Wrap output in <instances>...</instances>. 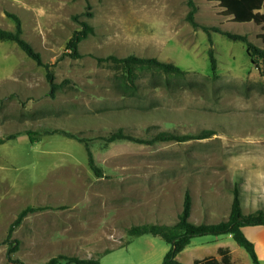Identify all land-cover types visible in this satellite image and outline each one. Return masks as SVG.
<instances>
[{
	"label": "rangeland",
	"instance_id": "obj_1",
	"mask_svg": "<svg viewBox=\"0 0 264 264\" xmlns=\"http://www.w3.org/2000/svg\"><path fill=\"white\" fill-rule=\"evenodd\" d=\"M193 1L194 18L209 33L186 19V0H0V28L13 30L4 12L15 13L21 36L42 60L37 64L14 41L0 40V264H18L5 256L11 242L17 249L10 256L24 264H46L57 254L101 264H161L170 244L149 233L129 235L127 228L172 223L185 189L189 218L197 223L227 219L233 186L243 213L264 210V73L243 41L212 26L262 47L264 28L233 21L217 1ZM79 20L93 33L73 58L66 43ZM131 53L172 62L185 73L143 68L136 71V88L125 91L121 68L98 57ZM47 71L57 84L53 91ZM117 128L140 137L162 129L214 133L153 144L99 138ZM56 129L89 138L100 176L84 143ZM26 206L41 208L7 236ZM248 233L264 264V229ZM218 246L228 248L232 264H254L229 234L196 235L177 258L185 264L220 258Z\"/></svg>",
	"mask_w": 264,
	"mask_h": 264
},
{
	"label": "trees",
	"instance_id": "obj_2",
	"mask_svg": "<svg viewBox=\"0 0 264 264\" xmlns=\"http://www.w3.org/2000/svg\"><path fill=\"white\" fill-rule=\"evenodd\" d=\"M217 1L219 6L222 7L224 14L229 15L233 21L247 22L254 21L260 24L264 28V0H211ZM189 7L186 13V19L193 26H200L205 32L209 33V29L204 24H199L194 14L197 10V6L193 0H186ZM6 16L10 17L14 21V29L6 30L0 28L1 40L14 41L23 52L33 59L37 64H42L41 55L36 51L32 45L21 36L22 28L20 18L13 12L5 11ZM212 29L226 35L230 39H239L245 43L246 52L254 64H257L261 73H264L260 63L264 64V47L259 46L250 41L245 35L237 34L228 30H221L216 26H212ZM93 33V27L87 20H79V27L76 28L66 43L67 52L65 54L70 57L76 58L81 55L78 45L81 40L86 38L89 34ZM262 41L264 42V32L260 34ZM211 41V39H210ZM208 57L211 70L216 68V59L212 47L208 49ZM99 60H105L111 62L121 68V78L123 89L125 91L132 92L136 88L134 79L137 77L138 70L143 68L154 69L158 72L166 74H174L178 76L184 75L178 65L172 62L161 61L155 57H144L135 54H127L125 56L118 57L114 54H108L106 56L98 57ZM46 77L50 83L51 91L56 87L52 73L46 72ZM66 136L73 137L78 141L84 143L87 153V161L93 172L100 176L102 170L98 166L93 157V153L90 149L89 138L84 136H78L72 132L56 129ZM30 140L34 138L33 133L28 130ZM214 132L212 129H202L196 133H176L170 130L162 129L158 130L149 136L140 137L130 132L124 131L122 128L109 131L107 134L99 136L104 142L109 143L116 140H129L137 143L153 144L161 141H185L188 139H200L209 137ZM40 206H26L21 209L16 217L11 221L8 226L7 236H10L14 226L18 225L23 217L31 211L40 209ZM191 211V195L188 189H185L182 199V207L178 212L176 219L172 223L164 222H141L138 224H132L127 228L129 235H140L149 233L152 235H158L162 237L167 243L170 244L168 250L165 252L161 264H185L177 258V254L187 246L191 238L196 235L203 234H229L232 239L250 256L254 264H261L257 255L255 244L250 240L242 231V227L245 225H259L264 224V210L255 209L249 213H243L240 193L237 186L232 188V200L230 204L229 213L227 219L214 223L207 222H194L190 216ZM17 249V245L14 242L9 243L6 250V259L8 261H15L18 264H24L18 259H14L10 256V253ZM217 254L220 256L207 255L201 258H194L192 264H232L228 248L225 246H218ZM46 264H101L95 257L80 258L78 256H68L65 254H57L50 257Z\"/></svg>",
	"mask_w": 264,
	"mask_h": 264
},
{
	"label": "crops",
	"instance_id": "obj_3",
	"mask_svg": "<svg viewBox=\"0 0 264 264\" xmlns=\"http://www.w3.org/2000/svg\"><path fill=\"white\" fill-rule=\"evenodd\" d=\"M262 229H264V224H259V225H245V226L242 227V231L244 232V234L247 235L250 238V240L252 239L253 242H255V239L256 238H254L248 232L262 230ZM254 244H255V249H256L257 255H258V257H260L261 256V253L259 251L258 245H257V243H254ZM108 250H110V248ZM108 250H106L104 252H108ZM98 260H99V258H98Z\"/></svg>",
	"mask_w": 264,
	"mask_h": 264
}]
</instances>
